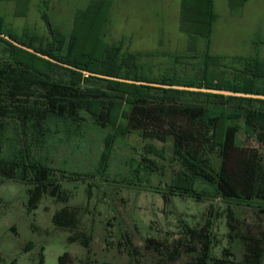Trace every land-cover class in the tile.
Here are the masks:
<instances>
[{
    "label": "rangeland",
    "instance_id": "rangeland-1",
    "mask_svg": "<svg viewBox=\"0 0 264 264\" xmlns=\"http://www.w3.org/2000/svg\"><path fill=\"white\" fill-rule=\"evenodd\" d=\"M42 1L0 0L3 30L19 37L37 33L47 44L53 37L41 15ZM90 1L48 0L54 28L69 33L77 11ZM182 2L111 0L105 39L110 43L124 40L125 47L140 53V59L158 77L177 70L181 79H197L208 51L224 57L227 67L216 69L227 78H233L242 67V56L264 58V0H215L218 17L210 41L182 30ZM175 58L186 61L178 63ZM9 115H0V125L9 127L0 142L6 156L12 150L9 143L17 141L23 126ZM85 116L88 126L82 128L81 137L67 136L63 124L50 125L42 156L53 169L49 173L28 172L3 181L4 167L0 166V264H39L42 257L44 264H59V256L65 252V264H196L203 251L197 239L212 221L217 240L213 257L226 261L222 264H264V213L219 198L166 194L167 184L183 168L170 136L159 140L132 132L118 137L107 176L99 175L104 138L112 129H100L99 123ZM230 124L239 125L233 142L245 150L234 151L227 160L230 177L241 187L240 166L252 150L264 157V141L246 131L243 118ZM149 142L162 149L159 155L146 152ZM214 156L218 165L219 158ZM39 183L47 185L45 195L34 192ZM55 184L61 187L57 197L51 195ZM32 197L36 201L30 209ZM65 207L75 212V227L53 224L54 213ZM192 228L195 235L189 234Z\"/></svg>",
    "mask_w": 264,
    "mask_h": 264
},
{
    "label": "trees",
    "instance_id": "trees-1",
    "mask_svg": "<svg viewBox=\"0 0 264 264\" xmlns=\"http://www.w3.org/2000/svg\"><path fill=\"white\" fill-rule=\"evenodd\" d=\"M47 1L40 3L42 18L53 37L47 44L37 33L26 32L20 38L3 30L2 17L0 31L58 60L92 72L264 94V58L259 54L242 56V67L236 69L233 78H227L223 71L216 69L218 66L227 67L223 63L224 57L209 51L203 57L197 79H181L177 70L161 77L153 76L149 65L140 59L141 54L125 47L124 40L110 43L105 39L104 27L111 0H91L85 8H80L74 26L67 34L54 28ZM214 1L183 0L182 30L210 41L218 17ZM231 1L245 3L247 0ZM0 51V115L10 114L13 120L23 125L17 141L9 143L12 150L5 153L7 156L2 155L4 143H0L3 181L17 179L28 172L49 173L53 170L42 157L50 125L63 124L67 136L81 137L82 128L88 126L85 115H89L100 124V129H112L104 138L105 148L97 167L99 175L107 176L106 170L118 137L132 132L159 140L170 136L175 156L183 168L167 184L166 194L197 199L219 198L264 213V157L252 150L251 156L245 158L240 166L243 169L241 187L230 177L227 161L234 151L239 150L233 142L239 125L231 126L232 120L243 118L246 131L264 141V99L156 87L86 75L23 49L3 37H0ZM175 60L178 63L186 61L183 58ZM34 97L35 102L32 101ZM8 129L7 125H0V142ZM34 139L37 140L34 142ZM145 149L147 153L156 155L162 151L151 142L145 145ZM239 151L244 153L245 150ZM214 155L219 158L218 165ZM75 174L80 176L81 173ZM60 189L55 184L51 195L60 196ZM34 192L38 196L45 195L48 187L39 183ZM35 201L32 197L30 209ZM75 217V212L65 207L54 213L52 222L61 227H75ZM195 232L196 229L192 228L189 234L195 235ZM89 241H85L88 252L91 250ZM197 241L202 244L203 251L199 253L196 264L226 262L213 257L217 244L213 221L208 222V230L200 233ZM67 258V252L60 255L59 264H65ZM39 264H44V257ZM248 264L256 262L248 261Z\"/></svg>",
    "mask_w": 264,
    "mask_h": 264
},
{
    "label": "water",
    "instance_id": "water-1",
    "mask_svg": "<svg viewBox=\"0 0 264 264\" xmlns=\"http://www.w3.org/2000/svg\"><path fill=\"white\" fill-rule=\"evenodd\" d=\"M0 37H3L5 39H7L8 41L12 42L13 44H15V45H17L23 49H26L28 51H31V52H33V53H35L41 57H44L48 60H51L55 63H58V64L63 65L65 67H69L72 69L82 71L86 75H94V76H98L101 78H106V79H111V80H116V81H121V82L144 84V85H151V86H156V87L173 88V89H181V90H189V91H197V92H205V93H216V94H223V95H228V96H241V97H251V98H257V99H264V94H261V93H248V92H242V91H233V90H227V89H221V88H210V87H204V86H192V85H185V84H170V83L152 82V81L136 80V79H130V78H125V77L107 75V74L98 73V72H92V71L77 67L75 65H72L70 63L63 62L61 60H58V59L52 57L49 54L43 53L39 50H36L33 47L18 41L17 39L6 34L3 31H0Z\"/></svg>",
    "mask_w": 264,
    "mask_h": 264
},
{
    "label": "crops",
    "instance_id": "crops-1",
    "mask_svg": "<svg viewBox=\"0 0 264 264\" xmlns=\"http://www.w3.org/2000/svg\"><path fill=\"white\" fill-rule=\"evenodd\" d=\"M3 258H2V256L0 255V261L2 260Z\"/></svg>",
    "mask_w": 264,
    "mask_h": 264
}]
</instances>
